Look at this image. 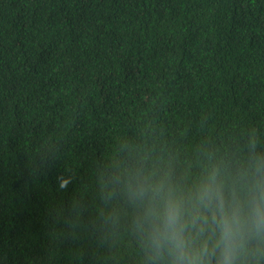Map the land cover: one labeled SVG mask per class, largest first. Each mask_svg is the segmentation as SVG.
Returning <instances> with one entry per match:
<instances>
[{
    "label": "trees",
    "instance_id": "16d2710c",
    "mask_svg": "<svg viewBox=\"0 0 264 264\" xmlns=\"http://www.w3.org/2000/svg\"><path fill=\"white\" fill-rule=\"evenodd\" d=\"M253 140L264 0H0V264H144L107 178Z\"/></svg>",
    "mask_w": 264,
    "mask_h": 264
},
{
    "label": "clouds",
    "instance_id": "9594fccd",
    "mask_svg": "<svg viewBox=\"0 0 264 264\" xmlns=\"http://www.w3.org/2000/svg\"><path fill=\"white\" fill-rule=\"evenodd\" d=\"M107 185L130 209L144 264H264V152L254 140L244 156L209 155L196 175L142 158Z\"/></svg>",
    "mask_w": 264,
    "mask_h": 264
}]
</instances>
